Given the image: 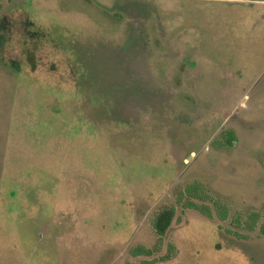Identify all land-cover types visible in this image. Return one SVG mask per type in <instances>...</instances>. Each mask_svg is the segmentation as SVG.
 <instances>
[{"label": "rangeland", "instance_id": "374dc122", "mask_svg": "<svg viewBox=\"0 0 264 264\" xmlns=\"http://www.w3.org/2000/svg\"><path fill=\"white\" fill-rule=\"evenodd\" d=\"M195 183L227 221L178 204ZM253 212L264 0H0V264H264Z\"/></svg>", "mask_w": 264, "mask_h": 264}, {"label": "trees", "instance_id": "16d2710c", "mask_svg": "<svg viewBox=\"0 0 264 264\" xmlns=\"http://www.w3.org/2000/svg\"><path fill=\"white\" fill-rule=\"evenodd\" d=\"M237 141V137L233 132H226L223 134L221 141H216L214 143V147L218 149H228L234 146V143ZM189 197L185 203H183V207L185 209H194L200 212L202 215L206 216L209 219H214L217 217L221 221H227L229 218L230 208L228 205L222 203L221 201H217L209 196L206 192L205 187L201 183H195L194 185H190L186 187L184 191L181 192L178 204L186 198ZM195 200H199L202 202L210 200L212 202L215 211L208 204H199ZM215 212V213H214ZM177 214V208L175 206L166 207L160 210L155 217L151 221V225L153 227L154 233L158 237L157 243L153 249H149L145 246H138L132 250V255L134 257L146 256L152 257L157 252H159L164 244V238L170 231ZM264 220V214L253 212L249 214L247 218L242 216L234 219L233 224L236 228H246V230L254 232L260 223ZM261 234L264 236V223H262L260 228ZM174 249L173 245L170 246ZM172 259V256H165L160 259L161 262L169 261ZM151 264V263H148Z\"/></svg>", "mask_w": 264, "mask_h": 264}]
</instances>
